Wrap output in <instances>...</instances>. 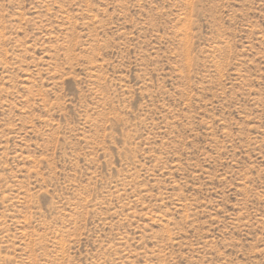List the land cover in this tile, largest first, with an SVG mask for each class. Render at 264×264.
Here are the masks:
<instances>
[{
  "label": "rangeland",
  "instance_id": "374dc122",
  "mask_svg": "<svg viewBox=\"0 0 264 264\" xmlns=\"http://www.w3.org/2000/svg\"><path fill=\"white\" fill-rule=\"evenodd\" d=\"M0 264H264V0H0Z\"/></svg>",
  "mask_w": 264,
  "mask_h": 264
}]
</instances>
